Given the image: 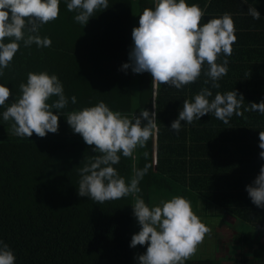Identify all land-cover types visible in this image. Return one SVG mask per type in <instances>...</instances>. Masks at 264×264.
Listing matches in <instances>:
<instances>
[{
  "label": "trees",
  "instance_id": "trees-1",
  "mask_svg": "<svg viewBox=\"0 0 264 264\" xmlns=\"http://www.w3.org/2000/svg\"><path fill=\"white\" fill-rule=\"evenodd\" d=\"M206 2L0 0V264H222L156 261L154 204L264 235V29Z\"/></svg>",
  "mask_w": 264,
  "mask_h": 264
},
{
  "label": "rangeland",
  "instance_id": "rangeland-1",
  "mask_svg": "<svg viewBox=\"0 0 264 264\" xmlns=\"http://www.w3.org/2000/svg\"><path fill=\"white\" fill-rule=\"evenodd\" d=\"M153 207L152 250L156 261L204 260L217 255L226 258L227 253L235 257L238 247L234 243L232 246L233 238L253 231L247 223L222 218L215 205L170 204L158 206L160 211H156V204ZM221 221L230 229L222 226ZM246 250V256H250L251 251Z\"/></svg>",
  "mask_w": 264,
  "mask_h": 264
},
{
  "label": "crops",
  "instance_id": "crops-1",
  "mask_svg": "<svg viewBox=\"0 0 264 264\" xmlns=\"http://www.w3.org/2000/svg\"><path fill=\"white\" fill-rule=\"evenodd\" d=\"M206 7L209 9L210 13H219L222 16H224L226 19L228 17L230 20V23L231 24L233 23L235 26L240 25V24L242 26L250 25L249 19L250 17H252L254 19L253 25L256 24L258 26L257 27L258 29H264V0H207ZM199 204L200 205L205 204V206L212 205L209 203H205L202 200ZM199 204L197 206H199ZM223 214H224V210H221V213L219 215H223ZM231 219L233 218H231L230 216H227V220H231ZM220 224L230 229L228 225L225 224L224 221H221ZM252 228H253L252 234H250L251 232L248 233L249 231L248 232L246 231L244 233V234L253 236V243H251L250 241H247L245 248H249L248 251H251L253 247H255V242L257 239H260L261 241H263L264 239V235L262 233L257 231L254 227ZM153 230L154 228L152 227V231ZM226 239L228 240L229 238H226ZM233 243L234 241L232 242V246H233ZM245 251L247 250L245 249ZM239 252H240V249L238 248V255H239ZM244 255H246V252H244ZM231 257H234V255H229V253H227L226 258H220V255L216 256V258L221 259L222 264H232L233 261L229 259ZM239 257H237L236 259H239Z\"/></svg>",
  "mask_w": 264,
  "mask_h": 264
}]
</instances>
